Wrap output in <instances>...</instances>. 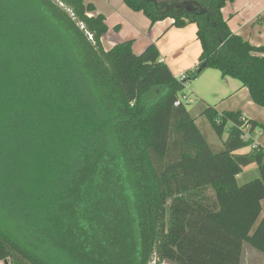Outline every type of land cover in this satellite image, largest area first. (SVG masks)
I'll return each instance as SVG.
<instances>
[{"label": "trees", "instance_id": "16d2710c", "mask_svg": "<svg viewBox=\"0 0 264 264\" xmlns=\"http://www.w3.org/2000/svg\"><path fill=\"white\" fill-rule=\"evenodd\" d=\"M59 2L0 0V262L241 264L244 245L264 255V125L205 105L227 135L214 153L174 106L212 69L264 108V58L222 15L234 0H122L151 25L196 26L201 53L184 82L154 45L105 52L104 17ZM250 165L259 178L238 185Z\"/></svg>", "mask_w": 264, "mask_h": 264}, {"label": "crops", "instance_id": "0c3cea01", "mask_svg": "<svg viewBox=\"0 0 264 264\" xmlns=\"http://www.w3.org/2000/svg\"><path fill=\"white\" fill-rule=\"evenodd\" d=\"M84 3L94 7V15L100 14L105 19L107 32L100 40L105 52L117 44L131 42L132 52L140 55L148 46L154 45L160 54L161 61L167 65L175 78L194 70L197 66L201 46L196 36L195 25L175 28L171 26L173 23L171 19L151 25L141 12L131 11L122 0H84ZM226 9L227 13H225ZM222 15L231 32L254 49L253 57L260 60L264 58V0H234L232 4L226 5L222 10ZM206 70L201 72L197 79ZM224 80L221 78V81L224 82ZM232 84L216 100L224 105V109H216L204 102L205 105L213 107L220 113L240 112L246 119L264 125V109L251 101L246 88H242L240 84ZM202 92L198 90L195 95L205 100ZM202 110L201 108L200 111ZM254 141L264 146V130H260L258 134L255 131ZM263 209L264 200L261 201V213L255 226L264 217ZM262 256L248 245H244L241 264H244V259L247 264H264Z\"/></svg>", "mask_w": 264, "mask_h": 264}, {"label": "rangeland", "instance_id": "374dc122", "mask_svg": "<svg viewBox=\"0 0 264 264\" xmlns=\"http://www.w3.org/2000/svg\"><path fill=\"white\" fill-rule=\"evenodd\" d=\"M227 9L225 10V13H227ZM66 10L69 13L71 12L69 9H66ZM87 15L88 17H90L94 15V13L87 14ZM232 83H235V85H239V82H237L236 80L230 79V78L225 79L223 82L221 81V76L219 72H216V70L207 69L206 72H204V74H202V76L199 79L189 81L187 83V87L182 92V94H190V92H192V95H190V97L194 100V102L192 104L187 105L186 109L190 113L192 118L194 119L198 130L200 131L205 141L207 142V144L209 145V147L212 149L214 153H218L223 150L222 141L226 139L227 135L224 134V136L221 139H219L213 133L207 119L201 115L202 111L200 110L201 108L202 109L204 108L205 103L210 104L219 110L224 109V105L221 104V102H218L216 100H217V97L220 96V94L223 91L229 88V85H233ZM198 90L203 91L202 96L204 95L205 100H202L200 99V97H197L195 95V93L197 94ZM256 131L258 134L260 132V129H257ZM237 177H238L237 178L238 185H243L245 183L258 179L259 173L255 165H250L247 168L243 169V172ZM262 257L264 259V255ZM153 258L154 259L150 264H155V261H156L155 257ZM243 262L244 264H247L246 259H244ZM0 264H8V262L6 263L0 262ZM160 264H169V263H160Z\"/></svg>", "mask_w": 264, "mask_h": 264}, {"label": "built area", "instance_id": "2783aa9c", "mask_svg": "<svg viewBox=\"0 0 264 264\" xmlns=\"http://www.w3.org/2000/svg\"><path fill=\"white\" fill-rule=\"evenodd\" d=\"M55 1L56 3H58L61 7L63 6L62 3L59 2V0H52ZM89 40H92L91 35H88ZM187 76L186 74H181L177 79L180 82H184L186 80ZM187 87V83H185V88ZM193 103V99L190 97V94H182L179 99L174 103V106H179V105H189ZM243 131V133L246 135V138H249V136L247 135V130L246 128H242L241 129ZM253 147H255V145H253Z\"/></svg>", "mask_w": 264, "mask_h": 264}]
</instances>
